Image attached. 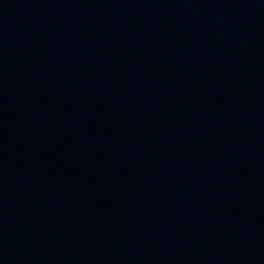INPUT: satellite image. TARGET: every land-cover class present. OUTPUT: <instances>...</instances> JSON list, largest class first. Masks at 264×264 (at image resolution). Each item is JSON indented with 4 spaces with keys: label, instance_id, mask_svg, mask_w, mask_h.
I'll return each mask as SVG.
<instances>
[{
    "label": "water",
    "instance_id": "obj_1",
    "mask_svg": "<svg viewBox=\"0 0 264 264\" xmlns=\"http://www.w3.org/2000/svg\"><path fill=\"white\" fill-rule=\"evenodd\" d=\"M0 264H264V0H0Z\"/></svg>",
    "mask_w": 264,
    "mask_h": 264
}]
</instances>
